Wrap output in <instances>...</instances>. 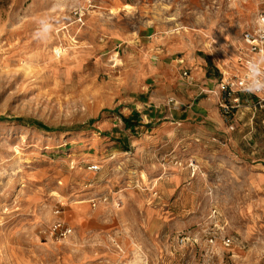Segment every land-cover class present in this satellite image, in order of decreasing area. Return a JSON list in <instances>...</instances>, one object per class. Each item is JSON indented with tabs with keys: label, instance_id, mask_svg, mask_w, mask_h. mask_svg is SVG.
I'll use <instances>...</instances> for the list:
<instances>
[{
	"label": "rangeland",
	"instance_id": "1",
	"mask_svg": "<svg viewBox=\"0 0 264 264\" xmlns=\"http://www.w3.org/2000/svg\"><path fill=\"white\" fill-rule=\"evenodd\" d=\"M263 8L0 0V264H264L256 147L230 144L234 119L215 132L151 120L167 54L226 50L242 76V34Z\"/></svg>",
	"mask_w": 264,
	"mask_h": 264
},
{
	"label": "crops",
	"instance_id": "2",
	"mask_svg": "<svg viewBox=\"0 0 264 264\" xmlns=\"http://www.w3.org/2000/svg\"><path fill=\"white\" fill-rule=\"evenodd\" d=\"M249 3L252 7L258 6L257 1ZM186 51L184 58L178 57L176 60L172 58V54H167L168 59L171 60L167 63L171 70L169 74H173V79L164 87L165 97L162 106L158 108L159 110L151 111V120L184 121L195 118L198 122H207L205 128L213 132L222 131L226 123L221 114L218 85L223 80L240 76L235 74V64L231 63L233 55L225 50L224 54L221 53L218 58L210 55L205 57L207 62L204 57H198L195 53ZM174 61H177L175 65ZM184 68L186 70L181 76V70ZM186 72L187 75H185ZM174 86H178L175 91H173ZM237 95L241 100L234 118L238 129L237 132L228 135L230 144L240 143L242 146L256 147L250 151L252 154H258L255 160L260 163L256 166L264 169V92H240ZM178 104L180 107L177 106ZM135 115H137L136 112L132 114V116Z\"/></svg>",
	"mask_w": 264,
	"mask_h": 264
},
{
	"label": "built area",
	"instance_id": "3",
	"mask_svg": "<svg viewBox=\"0 0 264 264\" xmlns=\"http://www.w3.org/2000/svg\"><path fill=\"white\" fill-rule=\"evenodd\" d=\"M85 9L78 8L73 11V15L79 24H84ZM264 17V8L259 11L255 21V25L245 30L242 34L243 48H241V65L244 68L242 76H235L229 80L221 81L219 84L220 102L222 109V116L227 123H231L235 116V109H237L241 100L237 95L240 92H249L246 86L253 78L252 62H258L264 58V25L259 23L260 18ZM58 52V55H60ZM187 75V72L185 73ZM256 76L264 79V64L260 65V70L255 72ZM253 93V92H251ZM233 129V126H231ZM52 232L60 237L71 234L72 229L67 227L62 220H57L52 226ZM229 246V242H226Z\"/></svg>",
	"mask_w": 264,
	"mask_h": 264
},
{
	"label": "clouds",
	"instance_id": "4",
	"mask_svg": "<svg viewBox=\"0 0 264 264\" xmlns=\"http://www.w3.org/2000/svg\"><path fill=\"white\" fill-rule=\"evenodd\" d=\"M259 23L261 25H264V17L260 18ZM261 64H264V59H260L258 62H252V68L250 69V71L253 72V78L246 86V90L249 92H264V79H261L260 76L255 75V72L260 70Z\"/></svg>",
	"mask_w": 264,
	"mask_h": 264
},
{
	"label": "bare ground",
	"instance_id": "5",
	"mask_svg": "<svg viewBox=\"0 0 264 264\" xmlns=\"http://www.w3.org/2000/svg\"><path fill=\"white\" fill-rule=\"evenodd\" d=\"M112 8H113V7H112ZM125 8H126V9H131V6L127 4V5H125ZM110 13H114V10H111Z\"/></svg>",
	"mask_w": 264,
	"mask_h": 264
},
{
	"label": "trees",
	"instance_id": "6",
	"mask_svg": "<svg viewBox=\"0 0 264 264\" xmlns=\"http://www.w3.org/2000/svg\"><path fill=\"white\" fill-rule=\"evenodd\" d=\"M44 127V126H43Z\"/></svg>",
	"mask_w": 264,
	"mask_h": 264
}]
</instances>
